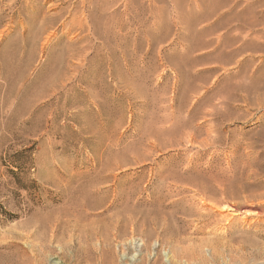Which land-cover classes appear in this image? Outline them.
<instances>
[{
    "label": "rangeland",
    "instance_id": "1",
    "mask_svg": "<svg viewBox=\"0 0 264 264\" xmlns=\"http://www.w3.org/2000/svg\"><path fill=\"white\" fill-rule=\"evenodd\" d=\"M210 21V0H0V264H264V152L247 214L210 199L211 155L264 146V88H234L264 86V51L224 69Z\"/></svg>",
    "mask_w": 264,
    "mask_h": 264
},
{
    "label": "bare ground",
    "instance_id": "2",
    "mask_svg": "<svg viewBox=\"0 0 264 264\" xmlns=\"http://www.w3.org/2000/svg\"><path fill=\"white\" fill-rule=\"evenodd\" d=\"M210 18V33H212L215 37L213 57L216 61L220 62L221 67L224 69H228L226 68V65L231 63L235 57L239 55L242 56L246 51H250L248 54H245V56H249V58H246L241 62L242 64L247 65L245 67H248L256 58V55L253 54L258 53L257 51L260 50L264 51V0H210ZM239 65L241 64L239 63ZM234 86L235 90L237 89L243 91L246 103L250 100L252 94L255 95V93H258L264 88L261 84L255 86L253 82H237ZM223 143H226V138L224 136L222 137L220 133L213 135L210 131V149L220 146ZM241 143L242 144L238 141L233 144L232 155H229L227 160L224 161L225 163L223 166H221L218 155H211L210 199L212 197L217 198L218 196L220 198H218L217 201L220 204L222 203L226 205L227 208L235 212L241 211L242 213L247 214L249 203H245L244 197L246 196L242 195V193L248 187L247 184H249L248 182L250 181L247 180L252 175L251 172H254L253 169L256 165H254L253 162L256 158H260V154L264 152V146L261 147L258 144H254V142ZM240 148L243 150L242 152H240ZM210 151L212 153H214V151L216 152V150ZM251 156L255 158L253 161L250 159ZM199 183L201 184V182ZM199 188L195 190L198 191ZM204 190L205 189H203V191ZM242 197L243 199L240 200ZM259 206V204L256 205L257 208H261ZM214 207L215 205H210L209 207L210 219L212 218L213 220L215 212H217ZM191 211H189V213ZM198 212L199 213L197 215H203L200 213L201 211ZM220 219L222 218H219V220ZM215 220L216 223L221 224L216 227L219 226L217 230L220 228L221 231L218 233L221 236L223 235L222 237L225 238L226 242L234 243L237 241V243L240 244L246 241V233L251 225L249 222H247V225L244 226L243 223H232L230 219H226L227 222L219 221L217 218H215ZM211 248L213 247L210 246V251ZM174 253L176 252L173 251L172 257L175 256ZM213 253L214 252L211 254ZM182 256L185 257L186 260L191 259L192 257L193 259L196 258L194 255H190V253L188 256L185 254H182Z\"/></svg>",
    "mask_w": 264,
    "mask_h": 264
}]
</instances>
